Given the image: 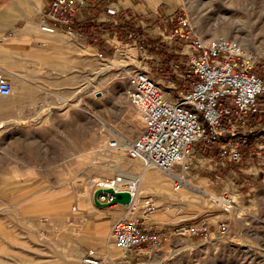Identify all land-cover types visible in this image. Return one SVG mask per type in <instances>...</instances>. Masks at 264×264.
I'll return each mask as SVG.
<instances>
[{
    "label": "rangeland",
    "instance_id": "obj_1",
    "mask_svg": "<svg viewBox=\"0 0 264 264\" xmlns=\"http://www.w3.org/2000/svg\"><path fill=\"white\" fill-rule=\"evenodd\" d=\"M129 1L140 8L132 21L121 22L109 15L111 22L103 23V44L98 42V50L89 49L87 79L77 101L71 96L72 103L65 104L64 112L72 116L21 118L16 100L22 89L17 88L15 70L0 69L13 86L11 96L0 100L13 113L0 129V264H84L83 257L90 250L109 264H264V173L257 166L260 156L255 148V144L264 145L261 118H252L241 130L247 146L243 159L229 166L237 175H221L227 177L223 178L226 184L215 183L218 174L208 168L210 163L195 160L210 158L198 150L190 157L197 166L186 175L189 187H179L157 168L151 170L156 173L152 182L167 185L177 205L162 204L160 188L140 180L146 170L140 160L130 158L126 149L108 148L117 134L133 141L143 131L140 113L129 100L134 72L148 71L174 98L184 88L171 71L174 60H185L175 51L184 53L186 39H171L179 17L206 41L216 37L237 41L251 57L252 70L264 76V0H159L154 14L147 0ZM17 2L22 3L26 18L38 17L49 0H0V9ZM232 12L238 15L233 22L242 27L241 36L217 26L220 16ZM27 23L24 20L18 26ZM49 87L52 95V84ZM85 97L87 104L81 102ZM50 109L34 108L37 113ZM118 178L138 184L137 203L128 213L121 204L99 208L94 202L96 183ZM198 179L211 186L202 189ZM225 193L234 201L229 213L221 201ZM146 201L157 208L150 218L176 213L179 218L172 228L207 221L212 236L173 234L160 246L123 251L115 244L113 226L125 216L142 218ZM112 214L117 216L115 222L109 220ZM192 216L197 218L190 220ZM221 223L227 224L226 235L220 232Z\"/></svg>",
    "mask_w": 264,
    "mask_h": 264
},
{
    "label": "built area",
    "instance_id": "obj_2",
    "mask_svg": "<svg viewBox=\"0 0 264 264\" xmlns=\"http://www.w3.org/2000/svg\"><path fill=\"white\" fill-rule=\"evenodd\" d=\"M88 5L89 0H49L43 11L42 29L54 33L62 27L68 35H75V17ZM107 14L117 16L118 11L108 8ZM177 23L179 27L171 39H186L184 53L175 51L185 60H174L171 71L177 81L184 83V88L174 98L159 87L148 71L134 72L129 100L140 113L143 131L133 141L117 134L108 148L126 149L128 156L140 160L145 169L157 168L175 179L179 187H189L186 174L191 170L190 157L197 144L219 142L220 157L229 163L242 160L240 149L244 137L241 130L255 115H264V76L252 70L251 57L237 41L225 37L206 41L194 33L185 18L179 17ZM12 91L10 79L0 72V100L11 96ZM177 166H180L179 171ZM96 184L98 190L129 192L133 201L127 206L133 209L136 204L139 194L136 181L118 178ZM98 199L107 204L113 197L102 193ZM221 201L224 211L231 212L232 196L225 193ZM156 211V205L146 201L142 218L125 216L117 221L112 236L118 248L130 253L146 245L160 246L165 237L173 234L205 239L213 234L207 221L172 229H160L151 223L144 225L142 220L150 218ZM220 232L227 234L226 223L220 224ZM83 262L109 264L93 250L86 253Z\"/></svg>",
    "mask_w": 264,
    "mask_h": 264
},
{
    "label": "crops",
    "instance_id": "obj_3",
    "mask_svg": "<svg viewBox=\"0 0 264 264\" xmlns=\"http://www.w3.org/2000/svg\"><path fill=\"white\" fill-rule=\"evenodd\" d=\"M157 2L159 0H147V5L153 14L158 13L156 10L160 7V4H157ZM137 6L129 0H89L88 7L83 9L75 17L76 34L73 36L68 35L62 27H59L54 33H48L42 29V25L45 22L43 11L46 7L43 8L42 13L38 17H29L28 15L26 18L24 17L22 3L18 4L17 2L14 5H7L4 9H0V69L8 70L14 68L15 70L17 88L21 87L22 89L21 98L20 94H17L16 100V112L18 116H21V118L72 116L64 112L65 104L67 102L72 103L71 96H75L73 101H77L79 89L83 85V79L85 81L87 79L89 49L95 48L98 50V42L103 44L102 40L106 36L104 35L106 31L103 29V23L111 20V17L107 14V9L116 8L118 11L117 17L122 19L121 22H123V19L130 22L135 17L136 12L140 11V8ZM24 20L28 21V23L22 27L18 26V23ZM65 77L68 78L66 83ZM50 84H52V95L49 94ZM81 102L87 104V97L83 98ZM48 106L52 109L40 110V113L34 110L36 107L46 109ZM25 107L27 108L26 110ZM244 139L240 149L241 153L245 146H247L245 145L247 144L246 138ZM256 146L259 148V152L256 154L260 156L257 159V166H259V170L263 174L264 145L255 144V148ZM252 147L249 146V148H246L249 150ZM219 149V142H214L211 145L200 143L194 149V152L198 150V153L202 154L203 152L209 155L210 158L205 159L206 161L200 159L195 160L210 163L208 168L218 174L215 176L217 179L215 183L217 185L225 183L223 178L225 179L226 176H221L223 173L236 176V172L231 169L229 170V166L239 163H229L226 159L220 157ZM193 165L197 166L192 159L191 171L193 170ZM257 168L255 167V169ZM154 169L156 168L146 169L141 173L140 180L146 181L148 185H157L156 181L152 182L151 178L152 175L156 174L151 171ZM197 182L202 186V189L206 188H203V186H211L209 182L200 179ZM157 186L160 188V194L162 196L160 201L162 204L177 205L176 197L167 189V185L158 184ZM211 188L213 189V187ZM216 188L213 190L217 191L218 189ZM122 207L126 213L131 210L127 205H122ZM195 216H192L190 220H193ZM177 218L179 217L176 213L163 212L158 214L154 219L148 218L142 220V222L144 225H148L149 223L154 224L160 229H172L171 225L174 226L173 223L177 221ZM109 220L115 222L117 216L112 214Z\"/></svg>",
    "mask_w": 264,
    "mask_h": 264
},
{
    "label": "bare ground",
    "instance_id": "obj_4",
    "mask_svg": "<svg viewBox=\"0 0 264 264\" xmlns=\"http://www.w3.org/2000/svg\"><path fill=\"white\" fill-rule=\"evenodd\" d=\"M217 7H218V4H217ZM232 15H228V16H224V17H219V19L221 20V22H220V24L219 25H217L218 27H221V28H223V29H225V30H231V32H233L235 35H237V36H241V31H240V29L242 28L241 26H239V25H237L236 23H234L233 21H235V20H237V17H238V15L235 13V12H232L231 13ZM219 20V21H220ZM215 25V24H214ZM215 30V29H214ZM217 30V29H216ZM215 30V31H216ZM217 32V31H216ZM215 32V33H216ZM234 39H236V38H234ZM236 40H238V39H236ZM239 41V40H238ZM240 42V41H239ZM3 101H1L0 102V129L2 128V127H4L5 126V124L8 122V120L10 119V115L12 114L13 115V113H9V111L10 110H8V109H6L8 106H5V105H3ZM10 105H12V104H10ZM6 107V108H5ZM10 107V106H9ZM10 109H13L12 107L10 108ZM14 110V109H13ZM13 110H11V111H13ZM10 116V117H9ZM9 117V119H7ZM17 120V119H16ZM12 122V121H11ZM14 122V121H13ZM9 124V123H8ZM14 124H15V122H14ZM15 126V125H14ZM123 157V156H122ZM120 161H123V159L121 158V160ZM92 182H94V183H96L97 181H95V180H92ZM9 187V186H8ZM4 190V189H3ZM111 255L109 256L108 255V259L111 261ZM107 263H109V262H107Z\"/></svg>",
    "mask_w": 264,
    "mask_h": 264
},
{
    "label": "water",
    "instance_id": "obj_5",
    "mask_svg": "<svg viewBox=\"0 0 264 264\" xmlns=\"http://www.w3.org/2000/svg\"><path fill=\"white\" fill-rule=\"evenodd\" d=\"M102 193L110 194L113 197V200L110 203L102 204L98 197ZM133 201L132 195L129 192H115L113 189H99L94 194V202L98 207L108 208L110 206L121 204V205H130Z\"/></svg>",
    "mask_w": 264,
    "mask_h": 264
},
{
    "label": "trees",
    "instance_id": "obj_6",
    "mask_svg": "<svg viewBox=\"0 0 264 264\" xmlns=\"http://www.w3.org/2000/svg\"><path fill=\"white\" fill-rule=\"evenodd\" d=\"M253 118L254 119L261 118L260 122L263 124L264 127V115H255Z\"/></svg>",
    "mask_w": 264,
    "mask_h": 264
}]
</instances>
